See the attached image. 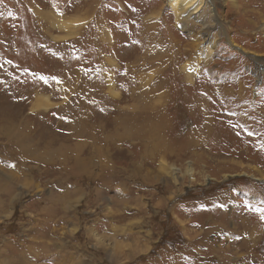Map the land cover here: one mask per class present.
Listing matches in <instances>:
<instances>
[{"label": "rangeland", "instance_id": "rangeland-1", "mask_svg": "<svg viewBox=\"0 0 264 264\" xmlns=\"http://www.w3.org/2000/svg\"><path fill=\"white\" fill-rule=\"evenodd\" d=\"M178 7L0 0V264H264V0Z\"/></svg>", "mask_w": 264, "mask_h": 264}, {"label": "bare ground", "instance_id": "bare-ground-1", "mask_svg": "<svg viewBox=\"0 0 264 264\" xmlns=\"http://www.w3.org/2000/svg\"><path fill=\"white\" fill-rule=\"evenodd\" d=\"M177 1H179V6L181 7V10L182 11H184V10H186V14H187V16H192V18L196 21H200L202 24H203V16H202V14H203V12H205V10H207L208 8H209V11H212L210 8H211V6L214 4V0H208L209 2H206V0H177ZM216 2H217V0H215ZM222 1V0H221ZM209 3H211V4H209ZM213 3V4H212ZM180 7H178V8H180ZM213 19V16H212V14H211V12H210V21H209V25H208V29L210 30L212 27H214V25H215V22L212 20ZM205 23V22H204ZM200 24V23H199ZM208 24V23H207ZM205 26V25H204ZM207 28V27H206ZM208 30V31H209ZM204 34H205V32H204ZM204 38H205V41L204 42H206V46H202L203 47V49L205 50V54L207 55V54H209L211 51H212V49H214L215 48V45H216V41H211L210 39H209V36H208V34H206V37L204 36ZM211 41L210 43H207V41ZM202 45V44H201ZM244 50V49H243ZM242 50V51H243ZM205 54H203V55H205ZM141 84H143V83H141ZM155 90V89H154ZM139 91V90H138ZM150 91V90H149ZM152 93V92H151ZM142 94V93H141ZM146 94H147V92H146ZM163 94V93H162ZM132 96V93H131V95H130V97ZM154 97H156V96H154ZM157 98V103H160L161 101H162V96H158V97H156ZM155 98V99H156ZM121 99H122V95H121ZM139 99H141V97H139ZM148 100H149V98H148ZM148 100H147V102H148ZM133 101V103L131 104V105H129L128 107H129V110L131 109L132 110V112H139L140 111V113H145V112H149V114H151L150 116L151 117H153V111H155V107L151 104L152 102H148V103H146V104H143V105H141V104H139V103H136V101H134V100H132ZM146 101V100H145ZM144 101V102H145ZM143 102V103H144ZM199 104V103H198ZM200 105V104H199ZM198 105V106H199ZM122 107H124V106H122ZM166 108H168V109H170L169 107H166ZM124 109H125V107H124ZM160 109H162V108H160ZM173 109V108H172ZM198 109H199V107H198ZM130 110V111H131ZM157 110V109H156ZM152 112V113H151ZM162 112H163V110H162ZM171 112V111H170ZM155 113V112H154ZM164 113H165V111H164ZM149 116V115H148ZM147 116V117H148ZM163 116V115H162ZM147 117H145L146 118V121H144V119H143V121L141 122V123H139L140 125H145L146 123H149L150 125H148L149 127L148 128H150V132H152L153 131V129L154 128H159V126L162 124L158 119L157 120H155L156 122L155 123H152V118L150 119H148ZM135 118H137V116L135 117ZM158 118H160V116L158 117ZM167 118V117H166ZM201 119V118H200ZM133 120V119H132ZM152 120V121H151ZM165 120V119H164ZM122 122H121V127H132L133 126V122H131V120L127 117V118H125V120H121ZM137 122V121H136ZM154 122V121H153ZM144 123V124H143ZM161 123V124H160ZM130 124V125H129ZM139 124L137 125V124H135V126L137 125V127L139 126ZM152 125V126H151ZM10 130L11 129H9L8 128V130H7V134L10 132ZM149 130V129H148ZM155 130V129H154ZM202 131V130H201ZM149 132V133H150ZM156 133H158V132H156ZM151 136H152V134H150ZM11 137H14V134H11ZM149 139L150 140H148L149 142H148V144L151 146V150L153 151V153H156V152H160V151H162L161 150V148L160 147H158V145L157 144H155V143H153V139H152V137L150 138L149 137ZM14 140H17L16 141V144H15V147L17 148V149H19V153L21 154V156H23V157H25L24 155H27L28 153L27 152H29L30 150H31V146H29L28 147V149H26V146L25 145H28V142H27V140L26 139H23V138H21L20 137V135H19V137L18 136H16L15 137V139ZM151 140H152V142H151ZM189 140V139H188ZM40 141V140H39ZM36 142V141H35ZM37 143V142H36ZM13 145H14V143H13ZM35 145V144H34ZM38 145H40V143H38ZM164 145V144H163ZM148 145H145L144 144V147H147ZM41 146H38V148H40ZM37 148V149H38ZM164 150V149H163ZM33 151V150H32ZM34 153V152H33ZM44 154V153H43ZM45 155V154H44ZM50 155V154H49ZM46 157H47V155H46ZM26 158V157H25ZM44 158H45V156H44ZM48 160H50V158H47ZM53 159V158H52ZM42 160V159H41ZM40 162V161H39ZM3 189V188H2ZM239 229V231H237V239H236V242H240L239 243V246L241 245V247L242 248H249V250H251L252 249V247H253V245H254V242H255V240L257 239L256 238V236H258V234L259 233H257V231L255 230V229H253V226H250V225H248V224H244L243 223V225L240 227V228H238ZM226 231V230H225ZM220 232H221V230H220ZM227 232V231H226ZM231 233V232H230ZM228 234H229V232H228ZM261 234V233H260ZM189 237V236H188ZM150 250V249H149ZM148 250V251H149ZM248 250V251H249ZM214 251V253H217V250H213ZM236 255H237V253H236ZM254 257V256H253ZM236 259H238V257H235V260Z\"/></svg>", "mask_w": 264, "mask_h": 264}, {"label": "crops", "instance_id": "crops-1", "mask_svg": "<svg viewBox=\"0 0 264 264\" xmlns=\"http://www.w3.org/2000/svg\"><path fill=\"white\" fill-rule=\"evenodd\" d=\"M208 209H209V208H208ZM216 209H217V207H214V206H213L212 208H210V210H211V214H212V213L214 214L215 211H216ZM227 213H228V212H227ZM211 217H213V215H212Z\"/></svg>", "mask_w": 264, "mask_h": 264}, {"label": "snow or ice", "instance_id": "snow-or-ice-1", "mask_svg": "<svg viewBox=\"0 0 264 264\" xmlns=\"http://www.w3.org/2000/svg\"><path fill=\"white\" fill-rule=\"evenodd\" d=\"M262 219H264V217H261Z\"/></svg>", "mask_w": 264, "mask_h": 264}]
</instances>
